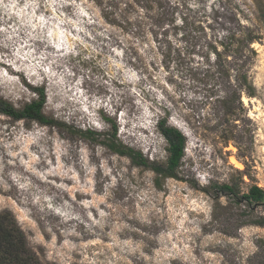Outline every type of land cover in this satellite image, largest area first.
Instances as JSON below:
<instances>
[{
	"label": "rangeland",
	"instance_id": "obj_1",
	"mask_svg": "<svg viewBox=\"0 0 264 264\" xmlns=\"http://www.w3.org/2000/svg\"><path fill=\"white\" fill-rule=\"evenodd\" d=\"M147 1L0 0V97L22 109L44 89L47 116L98 132L114 123L160 164L165 120L186 137L178 179L0 115V211L43 263L264 264V206L215 192L264 190V36L249 68L257 95L230 117L211 47L241 24L259 29L264 0Z\"/></svg>",
	"mask_w": 264,
	"mask_h": 264
},
{
	"label": "trees",
	"instance_id": "obj_2",
	"mask_svg": "<svg viewBox=\"0 0 264 264\" xmlns=\"http://www.w3.org/2000/svg\"><path fill=\"white\" fill-rule=\"evenodd\" d=\"M140 3L147 0H138ZM154 3H158L154 0ZM148 6L144 5L146 9ZM256 22L259 29L254 25L241 24L238 32L230 31L221 42V49L212 45L217 79L225 93L222 97L220 92H215L218 99L223 103L222 111L226 117L233 116L238 109L234 104H242L243 95L250 98L256 97V88L249 77V68L257 53L254 43L260 42L264 36V5L257 6ZM39 97L25 104L22 109H17L6 99L0 97V115L11 118L14 121L35 122L44 127L56 128L60 131L70 132L77 135L83 141L98 142L115 155L128 158L136 167L147 168L162 178L178 179V171L185 157L186 137L177 128L168 125L162 120L158 123V129L166 139L168 147V159L166 164L149 161L140 150L121 142L118 138V126L107 119L111 124L110 130L98 132L94 129H80L68 126L67 123L49 117L44 112L46 96L44 89L33 90ZM221 92V93H222ZM219 93V94H218ZM229 141V138H226ZM215 192L237 200H244L249 206H264V190L253 186L247 194L240 196L239 192L231 185L215 186ZM217 198V197H216ZM0 264H54L43 263L39 254L29 245L25 232L21 229L13 212L0 211Z\"/></svg>",
	"mask_w": 264,
	"mask_h": 264
},
{
	"label": "bare ground",
	"instance_id": "obj_3",
	"mask_svg": "<svg viewBox=\"0 0 264 264\" xmlns=\"http://www.w3.org/2000/svg\"><path fill=\"white\" fill-rule=\"evenodd\" d=\"M247 100H245V102H246ZM232 163L236 166V168H238V169H241L242 168V166L239 164V162H237L234 158H232Z\"/></svg>",
	"mask_w": 264,
	"mask_h": 264
}]
</instances>
